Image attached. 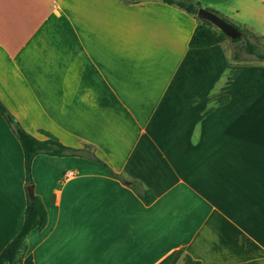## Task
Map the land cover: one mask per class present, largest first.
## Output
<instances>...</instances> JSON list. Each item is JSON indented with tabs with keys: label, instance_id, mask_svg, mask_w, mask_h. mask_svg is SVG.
I'll return each instance as SVG.
<instances>
[{
	"label": "crops",
	"instance_id": "crops-1",
	"mask_svg": "<svg viewBox=\"0 0 264 264\" xmlns=\"http://www.w3.org/2000/svg\"><path fill=\"white\" fill-rule=\"evenodd\" d=\"M195 1L264 36V0ZM196 23L159 0H0V100L155 194L144 203L93 159L36 154L47 221L21 264H264V61L189 47ZM25 205L0 114V251Z\"/></svg>",
	"mask_w": 264,
	"mask_h": 264
},
{
	"label": "trees",
	"instance_id": "trees-1",
	"mask_svg": "<svg viewBox=\"0 0 264 264\" xmlns=\"http://www.w3.org/2000/svg\"><path fill=\"white\" fill-rule=\"evenodd\" d=\"M125 3L134 2L135 0H123ZM167 4L174 5L185 12L192 14L196 18V25L192 35L188 40V46L192 48L208 47L216 43H220L228 39L232 45L231 58L234 61L245 62L248 60L264 61V43L260 39H264L263 35H259L251 29L235 23L229 16L222 14L218 10L205 7L206 9L219 15L221 18L231 23L239 32L235 37L226 35L222 30L213 27L212 23L204 18L197 16V11L202 4L195 0H159ZM246 55L253 56L248 58ZM228 96L217 98V102L224 103ZM0 114L3 116L7 124L10 126L17 139L20 142L23 151V162L25 171V191L26 205L24 209V219L18 232L5 244L0 251V264H21L22 255L26 248L25 239L28 233L34 228H43L47 221L46 208L41 198L34 192H28V185H33L31 175V163L33 157L38 153H45L55 156L80 155L93 159L102 164L110 173L127 183L134 192L146 204H150L155 199L154 192L149 188H144L142 183L137 179L126 180L119 173H116L103 160L95 155L93 146L83 143L82 147H73L63 144L51 132L39 128L38 131L44 135V138H38L30 132L26 131L15 116L8 110L4 103L0 100ZM186 264H198L197 260L191 259L186 255Z\"/></svg>",
	"mask_w": 264,
	"mask_h": 264
},
{
	"label": "water",
	"instance_id": "water-1",
	"mask_svg": "<svg viewBox=\"0 0 264 264\" xmlns=\"http://www.w3.org/2000/svg\"><path fill=\"white\" fill-rule=\"evenodd\" d=\"M197 16L209 20L217 28L222 30L226 35L230 37H235L239 34L238 30L229 22L221 18L219 15L214 12L206 9L205 7H200L197 11ZM28 192H33V186L28 185Z\"/></svg>",
	"mask_w": 264,
	"mask_h": 264
},
{
	"label": "rangeland",
	"instance_id": "rangeland-1",
	"mask_svg": "<svg viewBox=\"0 0 264 264\" xmlns=\"http://www.w3.org/2000/svg\"><path fill=\"white\" fill-rule=\"evenodd\" d=\"M212 26H213V27H216L214 24H213ZM260 42L264 43V39H260ZM223 44H225L226 47L229 48L230 52L232 51V45H231V42H230L228 39H225V40L223 41ZM246 56H248V58H252V57H253V56H251V55H246ZM254 61H256V60H248V61H245L244 63H252V62H254Z\"/></svg>",
	"mask_w": 264,
	"mask_h": 264
},
{
	"label": "bare ground",
	"instance_id": "bare-ground-1",
	"mask_svg": "<svg viewBox=\"0 0 264 264\" xmlns=\"http://www.w3.org/2000/svg\"><path fill=\"white\" fill-rule=\"evenodd\" d=\"M215 248V247H214ZM211 251V250H210ZM211 252H213V251H211ZM210 255V254H209ZM211 256H213V254L211 255Z\"/></svg>",
	"mask_w": 264,
	"mask_h": 264
}]
</instances>
